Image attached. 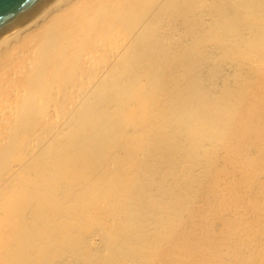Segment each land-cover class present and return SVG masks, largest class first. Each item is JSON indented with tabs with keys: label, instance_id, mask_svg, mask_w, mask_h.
<instances>
[{
	"label": "bare ground",
	"instance_id": "bare-ground-1",
	"mask_svg": "<svg viewBox=\"0 0 264 264\" xmlns=\"http://www.w3.org/2000/svg\"><path fill=\"white\" fill-rule=\"evenodd\" d=\"M0 264H264V0H50L1 35Z\"/></svg>",
	"mask_w": 264,
	"mask_h": 264
},
{
	"label": "water",
	"instance_id": "water-1",
	"mask_svg": "<svg viewBox=\"0 0 264 264\" xmlns=\"http://www.w3.org/2000/svg\"><path fill=\"white\" fill-rule=\"evenodd\" d=\"M50 0H0V36L16 27Z\"/></svg>",
	"mask_w": 264,
	"mask_h": 264
}]
</instances>
